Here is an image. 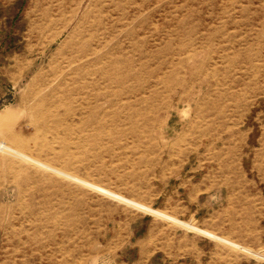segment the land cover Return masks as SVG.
Instances as JSON below:
<instances>
[{
	"label": "rangeland",
	"instance_id": "obj_1",
	"mask_svg": "<svg viewBox=\"0 0 264 264\" xmlns=\"http://www.w3.org/2000/svg\"><path fill=\"white\" fill-rule=\"evenodd\" d=\"M0 264H264V0H0Z\"/></svg>",
	"mask_w": 264,
	"mask_h": 264
},
{
	"label": "bare ground",
	"instance_id": "obj_2",
	"mask_svg": "<svg viewBox=\"0 0 264 264\" xmlns=\"http://www.w3.org/2000/svg\"><path fill=\"white\" fill-rule=\"evenodd\" d=\"M98 26V21H96L95 23H94V26ZM81 34V33H80ZM90 35V37H91V33L89 34ZM81 45H82V42L80 43V45L77 43L76 44V42L75 41H73L70 45H69V48H68V51L70 52V53H72V55L73 56H68V57H64V61L66 62V64L67 65H70V66H72L73 65V63L74 62H76V61H78L79 59H81V57H78V56H76V55H74V52L75 51H77V53H81L82 55H84L83 53V50H82V48H83V45H82V47H81ZM82 51V52H81ZM79 53V54H80ZM263 105V104H262ZM252 123V122H251ZM255 123V122H254ZM251 143V142H250ZM254 143V142H253ZM255 144V143H254Z\"/></svg>",
	"mask_w": 264,
	"mask_h": 264
}]
</instances>
